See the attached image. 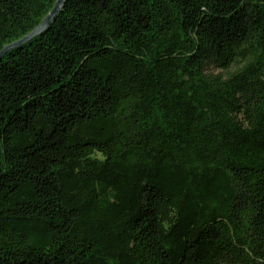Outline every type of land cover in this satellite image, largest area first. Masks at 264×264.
<instances>
[{"label":"trees","instance_id":"trees-1","mask_svg":"<svg viewBox=\"0 0 264 264\" xmlns=\"http://www.w3.org/2000/svg\"><path fill=\"white\" fill-rule=\"evenodd\" d=\"M0 264H264V0H65L9 50Z\"/></svg>","mask_w":264,"mask_h":264},{"label":"water","instance_id":"water-1","mask_svg":"<svg viewBox=\"0 0 264 264\" xmlns=\"http://www.w3.org/2000/svg\"><path fill=\"white\" fill-rule=\"evenodd\" d=\"M65 0H57L51 9V11L48 13V15L42 20L40 25L32 31L29 35L23 37L22 39L18 40L17 42L5 47L2 51H0V59L11 49L21 46L22 44L30 41L32 38H34L37 35H40L43 31H45L48 26L52 23V21L55 19V17L60 12Z\"/></svg>","mask_w":264,"mask_h":264}]
</instances>
